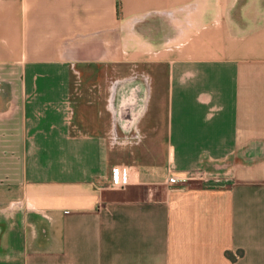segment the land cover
Wrapping results in <instances>:
<instances>
[{
	"label": "crops",
	"instance_id": "0c3cea01",
	"mask_svg": "<svg viewBox=\"0 0 264 264\" xmlns=\"http://www.w3.org/2000/svg\"><path fill=\"white\" fill-rule=\"evenodd\" d=\"M0 264H264V0H0Z\"/></svg>",
	"mask_w": 264,
	"mask_h": 264
},
{
	"label": "rangeland",
	"instance_id": "374dc122",
	"mask_svg": "<svg viewBox=\"0 0 264 264\" xmlns=\"http://www.w3.org/2000/svg\"><path fill=\"white\" fill-rule=\"evenodd\" d=\"M131 66V65H130ZM134 68V70H132ZM132 68H128V71L126 68L123 67V64L121 65L120 63L114 66L113 68L108 67L106 70H104L103 73V79L109 81V80H114L117 78L118 81L126 79L125 76V71H127V74H133L134 76L139 75L141 73V63H135L133 64ZM137 77V76H136ZM124 113V111L122 112ZM117 131L120 134H124L127 130V132H131L133 130L132 126L134 123L131 121V117H128V119L125 120V118L122 119L121 122H117ZM127 125V126H126ZM128 127V129L126 128Z\"/></svg>",
	"mask_w": 264,
	"mask_h": 264
},
{
	"label": "built area",
	"instance_id": "2783aa9c",
	"mask_svg": "<svg viewBox=\"0 0 264 264\" xmlns=\"http://www.w3.org/2000/svg\"><path fill=\"white\" fill-rule=\"evenodd\" d=\"M189 178V175L182 173H169L167 179L172 184L183 183ZM129 179V173L126 168H123L119 164H113L111 167V181L114 185H123Z\"/></svg>",
	"mask_w": 264,
	"mask_h": 264
}]
</instances>
